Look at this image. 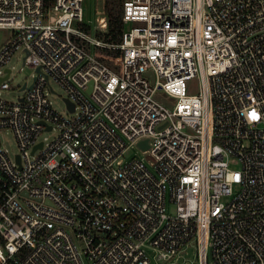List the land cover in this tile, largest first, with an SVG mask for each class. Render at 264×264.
<instances>
[{"label":"built area","instance_id":"obj_1","mask_svg":"<svg viewBox=\"0 0 264 264\" xmlns=\"http://www.w3.org/2000/svg\"><path fill=\"white\" fill-rule=\"evenodd\" d=\"M83 1L0 0V264H264V0Z\"/></svg>","mask_w":264,"mask_h":264},{"label":"rangeland","instance_id":"obj_2","mask_svg":"<svg viewBox=\"0 0 264 264\" xmlns=\"http://www.w3.org/2000/svg\"><path fill=\"white\" fill-rule=\"evenodd\" d=\"M104 12V14L102 13ZM98 13V14H97ZM106 15L104 11V4L100 1L96 0H84L83 1V21L86 23L90 31L98 36L100 38L102 33L98 28L97 19ZM132 27H139L142 25L138 24H132L130 25ZM9 37V32L6 30H0V45L3 44ZM93 55L99 59L101 62L105 64H110L111 59L109 57V54H105L104 52H100L96 50H93ZM22 54L21 53H15L10 57V60L7 64V68H11V74L10 78L8 79L7 83L10 87L9 91L0 92V97L6 101L13 102L15 99L19 96H21V93H18L16 91L17 87H21L23 83L30 84L32 80V76L34 74L33 70L28 69L25 66H22L21 63ZM52 88L56 95H49L47 97L48 101L51 103V107L54 111H56L61 116L65 115L64 110V104L62 103V98H64V94L62 91L57 88L55 85H52ZM187 94H195L196 92V82L195 80H191L187 82L186 84ZM155 101L158 102H167L165 101V97L162 94H155L153 96ZM47 139H52L53 134L52 133H45L43 135ZM0 140L2 142V146L6 148L10 154L16 152V147L14 140L8 131H2L0 133ZM40 140V138H39Z\"/></svg>","mask_w":264,"mask_h":264},{"label":"trees","instance_id":"obj_3","mask_svg":"<svg viewBox=\"0 0 264 264\" xmlns=\"http://www.w3.org/2000/svg\"><path fill=\"white\" fill-rule=\"evenodd\" d=\"M104 11L106 17V34L103 35L104 41L117 43L120 40L122 25L120 23V8L119 4L115 0H105ZM84 31H88L89 28L82 26ZM110 59L113 55L109 54Z\"/></svg>","mask_w":264,"mask_h":264},{"label":"water","instance_id":"obj_4","mask_svg":"<svg viewBox=\"0 0 264 264\" xmlns=\"http://www.w3.org/2000/svg\"><path fill=\"white\" fill-rule=\"evenodd\" d=\"M35 72L37 73V72H38V69H36ZM148 77H149V79H151V74H148ZM70 110H71V107H70ZM138 145H139L142 149H145V148H146L144 142H140Z\"/></svg>","mask_w":264,"mask_h":264}]
</instances>
